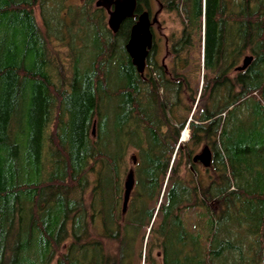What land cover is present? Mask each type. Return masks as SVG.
I'll list each match as a JSON object with an SVG mask.
<instances>
[{
	"label": "trees",
	"instance_id": "trees-1",
	"mask_svg": "<svg viewBox=\"0 0 264 264\" xmlns=\"http://www.w3.org/2000/svg\"><path fill=\"white\" fill-rule=\"evenodd\" d=\"M95 1L0 0V264H264V0H232L231 82L224 0H158L190 36L205 16L195 109L198 57L184 54L183 87L158 59L140 73L136 19L113 32Z\"/></svg>",
	"mask_w": 264,
	"mask_h": 264
},
{
	"label": "flooded vegetation",
	"instance_id": "flooded-vegetation-1",
	"mask_svg": "<svg viewBox=\"0 0 264 264\" xmlns=\"http://www.w3.org/2000/svg\"><path fill=\"white\" fill-rule=\"evenodd\" d=\"M154 1L158 4V11H162L167 13V14H174L177 20V31H171L169 34H164V45H165V50L166 54L168 56V60L166 61L165 58L162 56L160 59L159 57V45L156 39V33L153 29V25L155 23H158V18H157V13H153V4ZM181 1V0H180ZM225 3V18H224V30H223V35H217V41L221 43V40H223V48L222 46L220 48L216 47V52L218 53L219 58L222 56L225 57V66L224 68L222 67L221 69H224L226 72L225 80L227 82H231L232 80V72H233V67H231V61H232V16H231V3L232 0H224ZM176 2H173V5H175ZM146 11L149 15V20H150V32H151V46L148 49V53L146 56L152 58V59H158L161 65L163 66V70L165 72V75L167 76V79H173L177 81L178 85L181 84L182 82V87L184 85V67L180 65L181 60L184 59V54L187 53V55L190 57V59L195 60V53L199 59V71L202 68L203 74H202V81L203 77L205 80L210 78V71L209 68L204 66V60H205V50H206V45H207V40H206V19L205 16L203 15L202 17V30L200 35L196 32L193 36H190L188 32V23L189 20L185 18L184 14H179L174 11H170L168 9V6H164L161 4L158 0H146L144 7L140 10L139 13ZM106 12V11H105ZM135 16H133L135 19H137V16L139 13L135 12ZM177 40L178 46L181 48V50L178 52V66H177V78L172 77L171 69L173 66V58H174V41ZM222 44V43H221ZM247 55H252V54H247ZM253 59V55H252ZM243 60V59H242ZM252 61V60H251ZM242 64V63H241ZM240 64V65H241ZM250 64V63H249ZM195 67V64H191V67ZM236 70V69H235ZM194 79L192 81V84L194 85L195 83ZM199 83V81H198ZM203 83V82H202ZM204 84V83H203Z\"/></svg>",
	"mask_w": 264,
	"mask_h": 264
},
{
	"label": "water",
	"instance_id": "water-1",
	"mask_svg": "<svg viewBox=\"0 0 264 264\" xmlns=\"http://www.w3.org/2000/svg\"><path fill=\"white\" fill-rule=\"evenodd\" d=\"M95 5L102 7L107 13V25L113 32H117L121 23L129 17L135 16L137 9V0H96ZM150 20L146 11L138 14L136 21L130 28L129 37L125 44L126 52L133 65L142 73L145 69V59L148 49L151 46ZM252 60V55H245L242 64L238 65L236 70L245 69ZM187 130V129H186ZM94 133V125L92 128ZM212 151L208 145H204L201 150L193 156V161L200 162L204 167L211 163ZM135 157L133 156V162ZM132 188V172L127 175L124 183V194L122 211L127 207V202Z\"/></svg>",
	"mask_w": 264,
	"mask_h": 264
},
{
	"label": "rangeland",
	"instance_id": "rangeland-1",
	"mask_svg": "<svg viewBox=\"0 0 264 264\" xmlns=\"http://www.w3.org/2000/svg\"><path fill=\"white\" fill-rule=\"evenodd\" d=\"M157 9H158V4L154 1L153 13L156 12ZM34 11H35V16H36L37 22L40 23L39 10L37 8H35ZM156 13H157V18H158L159 22L155 23L153 25V29H154V31L156 33V39H157V42H158V45H159V57L161 59L162 56L164 57V55L166 54L165 45H164V36L163 35L164 34H169L171 31H175V30L177 31L178 27H177V20H176V17H175L174 14H167V13L163 12V10L162 11H158ZM106 20H107V13H106ZM247 52L248 53H244L243 55L240 56V60L238 62V65H240L242 63V59H243V57L245 55L250 54L249 51H247ZM92 53L93 52L90 50V52H87L85 54L86 55V60L81 62V64L83 65V68L87 67L88 64H90L89 62H90ZM165 56H166L165 60L167 61L168 60V56L167 55H165ZM195 59L197 60L196 53H195ZM232 73H234V72H232ZM202 74H203V71H202V68H201L200 71L197 72L196 80H195V83L193 85L194 86V90H196V94H197L195 103L193 105V109H195V107H196L197 100H198V97H199L200 92H201V87H202V82H203L202 81ZM198 81H199V83H198ZM197 84H198V87L196 88ZM112 104H113V102L110 103V106H112ZM14 123L16 125L15 120H14ZM183 132H185V130ZM182 142H184V141H182ZM200 150H198V152ZM132 157H133V154L129 153V156H128L129 167H131Z\"/></svg>",
	"mask_w": 264,
	"mask_h": 264
},
{
	"label": "bare ground",
	"instance_id": "bare-ground-1",
	"mask_svg": "<svg viewBox=\"0 0 264 264\" xmlns=\"http://www.w3.org/2000/svg\"><path fill=\"white\" fill-rule=\"evenodd\" d=\"M187 139V130L185 129V132L182 133L181 141H184Z\"/></svg>",
	"mask_w": 264,
	"mask_h": 264
},
{
	"label": "built area",
	"instance_id": "built-area-1",
	"mask_svg": "<svg viewBox=\"0 0 264 264\" xmlns=\"http://www.w3.org/2000/svg\"><path fill=\"white\" fill-rule=\"evenodd\" d=\"M184 129H187V128H184ZM188 134H189V131H188V129H187V138H188ZM181 141V140H180ZM185 141V140H184Z\"/></svg>",
	"mask_w": 264,
	"mask_h": 264
}]
</instances>
